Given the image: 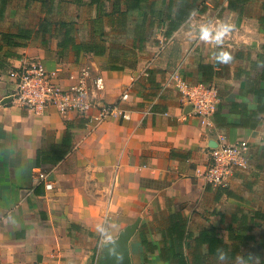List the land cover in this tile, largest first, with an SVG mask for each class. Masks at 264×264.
I'll return each instance as SVG.
<instances>
[{"label": "crops", "instance_id": "crops-1", "mask_svg": "<svg viewBox=\"0 0 264 264\" xmlns=\"http://www.w3.org/2000/svg\"><path fill=\"white\" fill-rule=\"evenodd\" d=\"M206 21L232 26L222 45L199 40ZM89 43L104 53L77 49ZM25 61L64 87L89 67L103 102L130 93L129 118L91 132L79 115L21 107L10 69ZM181 62L218 88L210 127L166 86ZM221 136L251 153L217 189L203 173ZM113 223L103 242L97 225ZM218 248L223 264L249 252L264 264V0H0V264H221Z\"/></svg>", "mask_w": 264, "mask_h": 264}, {"label": "built area", "instance_id": "built-area-1", "mask_svg": "<svg viewBox=\"0 0 264 264\" xmlns=\"http://www.w3.org/2000/svg\"><path fill=\"white\" fill-rule=\"evenodd\" d=\"M212 21H217V18L213 17ZM166 45L167 41H163L160 50L148 62L145 75H148V69ZM182 67L183 62L169 73L166 86L177 90L183 102L191 106L192 113L201 119L205 127H210L220 103L218 88L209 82L192 83L185 77ZM10 76L17 81L14 94L17 103L34 113L44 114L48 109L55 108L62 115L76 114L84 118V126L91 132L110 119L126 120L130 116V111L124 107L130 100V93L123 92L114 103L103 102L97 93L104 90V79L93 76L89 67L66 87L40 61H25L20 68L12 67ZM216 142L215 147H210V161L203 178L212 187L223 189L228 186L235 168H249L251 147L244 141L230 144L222 136Z\"/></svg>", "mask_w": 264, "mask_h": 264}, {"label": "clouds", "instance_id": "clouds-1", "mask_svg": "<svg viewBox=\"0 0 264 264\" xmlns=\"http://www.w3.org/2000/svg\"><path fill=\"white\" fill-rule=\"evenodd\" d=\"M196 13L193 11L191 16H195ZM232 26L227 23L213 24L211 22L201 24L198 29V38L201 42L213 44L220 46L223 44L224 39L231 32ZM192 35V33H189ZM215 59L220 63H228L232 57L224 51H221L218 55L215 56ZM6 224L11 222L15 224V220L9 215L5 221ZM116 224L97 225V232L103 237V242H108L113 239L111 234L112 230L116 229ZM217 259L223 264L227 260V253L222 249H217ZM235 264H261V259L258 255L254 253H245L243 255H237L235 258Z\"/></svg>", "mask_w": 264, "mask_h": 264}, {"label": "trees", "instance_id": "trees-1", "mask_svg": "<svg viewBox=\"0 0 264 264\" xmlns=\"http://www.w3.org/2000/svg\"><path fill=\"white\" fill-rule=\"evenodd\" d=\"M230 8L233 9L234 6L232 5V2L229 4ZM197 11L199 12H203V10L201 9H198ZM61 28L62 29H65V36L68 40V37L70 36V33H71V28L64 24V23H61ZM66 43H68V41H65ZM65 43V44H66ZM62 46L64 47L65 45L62 44ZM77 49H83L84 51H87V52H94V53H104V49L100 47V45H97L95 43H89V45H85V44H81L79 47H77ZM136 62V60H135ZM179 256V264H186L182 255H178Z\"/></svg>", "mask_w": 264, "mask_h": 264}, {"label": "rangeland", "instance_id": "rangeland-1", "mask_svg": "<svg viewBox=\"0 0 264 264\" xmlns=\"http://www.w3.org/2000/svg\"><path fill=\"white\" fill-rule=\"evenodd\" d=\"M198 12V11H197ZM217 11H215V10H213L212 9V14L210 15V16H207L209 19H211V17L213 18V17H216L217 16V13H216ZM198 14H200V12H198Z\"/></svg>", "mask_w": 264, "mask_h": 264}, {"label": "water", "instance_id": "water-1", "mask_svg": "<svg viewBox=\"0 0 264 264\" xmlns=\"http://www.w3.org/2000/svg\"><path fill=\"white\" fill-rule=\"evenodd\" d=\"M217 145V142L216 141H213L211 144H210V147H215Z\"/></svg>", "mask_w": 264, "mask_h": 264}]
</instances>
